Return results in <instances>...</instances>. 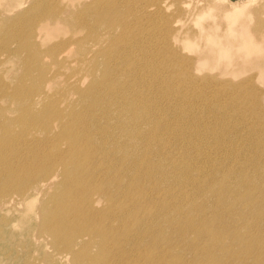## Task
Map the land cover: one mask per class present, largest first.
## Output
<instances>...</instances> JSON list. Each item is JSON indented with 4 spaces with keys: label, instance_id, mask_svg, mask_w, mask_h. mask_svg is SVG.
Masks as SVG:
<instances>
[{
    "label": "bare ground",
    "instance_id": "bare-ground-1",
    "mask_svg": "<svg viewBox=\"0 0 264 264\" xmlns=\"http://www.w3.org/2000/svg\"><path fill=\"white\" fill-rule=\"evenodd\" d=\"M219 1L216 21L152 30L163 45L144 52L157 8L0 3V264H264V103L250 79L194 74L258 55L264 4Z\"/></svg>",
    "mask_w": 264,
    "mask_h": 264
},
{
    "label": "rangeland",
    "instance_id": "rangeland-1",
    "mask_svg": "<svg viewBox=\"0 0 264 264\" xmlns=\"http://www.w3.org/2000/svg\"><path fill=\"white\" fill-rule=\"evenodd\" d=\"M2 1L3 0H0V3ZM25 1L26 0H24V2ZM124 1L126 5V0ZM129 1L131 2V0ZM133 1H135L136 4H139L138 7L142 5L141 9L139 8L135 9L133 13L134 14L133 18L135 17L136 14H138V17H140L141 19H143V17H147L148 15L151 16L150 14H148L149 12L145 11V7H148L150 11H152L154 8H157L159 10L156 16L150 19L146 25H140L141 28L140 30L138 29L137 44L141 49V51L139 52H144L145 49L148 47L154 49L159 45L161 46L163 45V40L161 38L160 39L150 38L149 36L150 31L157 30V35H159L160 34L159 30L161 31V29H164L165 27V32H167L171 23L172 27L176 29L180 28L181 30H185L189 35H191L194 31L199 30L200 24H205V26H207L209 25V22L211 23L216 21L219 16L218 9H224L228 7L226 5L227 3L226 4L221 3L219 0H132V3ZM183 1H185V4H182ZM221 1L224 2V0ZM236 2H237V6L246 4L245 13L243 15H239L240 17H246V16L256 17L254 13L255 9L261 7L260 6L261 4H264V0H236ZM25 5L26 3H22L19 7H24ZM260 16L264 17V13L261 14ZM195 17L197 19V23H195L196 21ZM249 22H250V26H252L254 23L253 20H250ZM84 32L80 33L79 35L76 34L75 36L78 37L83 34L85 36L86 34ZM116 32L119 34L120 30L118 29ZM164 38L165 37H163V39ZM196 42L198 43V41ZM169 44L170 43H167L166 45ZM47 45L48 43L43 44L44 47H46ZM178 45H179L178 47L181 49L182 55L194 57V55L196 54V51L190 50L187 45L183 43H180ZM78 47L79 45L76 44L71 45L70 53L75 52L76 55L81 56L83 52H81L80 54ZM249 49H254V50L259 49V54L256 56L252 54L250 58H246L243 55L234 54L233 56L231 55V63L233 64L232 67H229L226 70H224L222 67H217V68L215 67L214 69L198 68L197 69L198 71H194V74L198 77L203 75H209L215 77V80L217 82L228 80L232 83H239L246 79H250L249 82L245 83L247 89V95L255 96L256 94L257 99L258 100L260 99V101L264 103V79L258 77V74L260 73L261 76L264 75V40L260 38L259 42L256 45L252 44L249 47ZM201 50L202 49H199L198 51ZM157 52L155 59L160 60L161 56L157 55L158 54ZM166 68H168V64H161L155 67L157 73L163 75V77H166L167 74ZM259 70H263V71L260 72ZM17 75L18 73H15V76ZM251 78L253 81L251 80ZM251 84L253 85V87L255 86L254 89L247 88ZM4 220H7V218L4 217ZM229 233L227 234V236H229ZM0 234H3V236L7 238L11 237L9 229L6 227L3 229L1 222H0ZM16 238H19V235H16ZM216 238L217 237L215 235H212L207 240H201L200 244L202 243L211 244ZM239 242L240 239L234 241V246H235L234 248L237 249L236 246L237 243ZM262 242L264 243V240L261 238H256L255 240L251 241L252 244L261 245V246L263 244ZM2 245H5V254L8 253L9 252L8 249L10 247L9 243L2 242ZM15 249L19 250L20 248L16 247ZM213 251H210L209 255H212ZM231 251L234 254L235 249H232ZM240 251L246 252V248Z\"/></svg>",
    "mask_w": 264,
    "mask_h": 264
}]
</instances>
